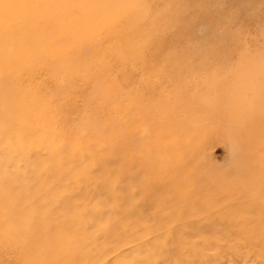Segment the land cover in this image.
Returning <instances> with one entry per match:
<instances>
[{
  "label": "rangeland",
  "instance_id": "1",
  "mask_svg": "<svg viewBox=\"0 0 264 264\" xmlns=\"http://www.w3.org/2000/svg\"><path fill=\"white\" fill-rule=\"evenodd\" d=\"M113 2L132 12L115 21L117 34L109 39L107 28L78 21L75 45L54 39L43 47L39 36L27 34L43 54L11 43L10 55L0 56L5 62L12 54L31 57L41 66L21 82L26 98L0 104L1 111L26 114L0 121V264H37L24 252L34 242L16 244L24 233L33 236L36 218L45 214L65 220L60 230L68 238L65 251L76 254L72 264H148L154 240L166 241L167 250L178 247L177 238L192 240L189 229L159 239L149 233L169 230V215L186 223L202 217L206 231L214 222V237L222 234L225 246L244 243L245 231L264 229V0ZM63 3L69 5L19 0L12 9L40 11L46 4L68 11ZM191 5L197 10L185 25L177 14ZM115 9L98 11L114 21ZM64 54L67 60L60 61ZM42 56L66 64L58 85ZM11 86L19 89L20 82ZM38 135L45 138L39 144ZM74 152L91 156L88 171L98 177L99 195L74 176L82 160L74 161ZM35 166L60 169V176L41 179L32 173ZM177 183L183 196L163 193V186L175 191ZM56 185L61 195L54 198ZM37 229L45 237L59 231L48 224ZM142 229L149 234L138 259L139 240L128 238ZM43 260L58 259L49 254Z\"/></svg>",
  "mask_w": 264,
  "mask_h": 264
},
{
  "label": "bare ground",
  "instance_id": "2",
  "mask_svg": "<svg viewBox=\"0 0 264 264\" xmlns=\"http://www.w3.org/2000/svg\"><path fill=\"white\" fill-rule=\"evenodd\" d=\"M17 1L19 0H0V56L3 53H7V52L10 55L11 50L9 47L11 43L18 45V49H24L30 47L33 53L43 54L42 49H38L36 46H33V44L30 41H27L28 39L27 34L31 36H39L42 39L43 47H48L49 42H51L54 39L60 42L66 41L68 45H75L78 41H81L78 35L80 31L79 25L77 24L78 21L91 24L94 26L101 25L102 28H107L108 33H106L105 37L109 39L117 34L116 28H113L115 21L119 18L120 20H118V22H120L123 18H125V16L129 17L132 12L131 11L128 13L129 9L126 10L123 9L122 7L124 4L118 5L116 2H113L114 0H91V1L68 0L69 5L65 3L60 4V6L63 8H69L68 11L60 7H57L56 9H53L52 7H46L45 6L46 4L45 5L40 4V6L37 7L38 9H41L40 11H30L27 9L13 10L12 5ZM40 1L41 0H39V2ZM84 1L87 3L84 7H82L83 6L82 3ZM75 6L82 8L79 10H75L74 9ZM102 7L116 8L115 9L117 11L115 14L116 19L112 21L110 20L108 14L101 12V10L99 12L98 9H101ZM181 10L182 11L177 14L178 20L182 19L181 21H183L185 25L193 21L191 20L188 22L187 17L190 14L196 12L197 8L195 5H191V8L182 7ZM50 14H55V16L52 17V15ZM170 20L173 23H178L176 21L177 19L171 18ZM169 29L170 26H167L166 30ZM55 51L56 50L53 46L50 47V53L54 52L53 55L57 56V52ZM66 55L65 54L59 55V60L60 61L67 60L68 55L67 56ZM30 59L32 58L31 57L25 58L21 55L12 54L11 60L9 62H5L3 59L0 61V87H2L1 90L4 89V91L0 92V104L4 102L6 98L9 99V97H15L16 102L18 101L20 102V100L26 98L25 97L26 95L23 93L22 90L21 82L25 80L24 77L28 74L30 68H34V69L41 68V66L35 64ZM44 59L46 62L43 63L42 65L44 67L49 68L50 72L54 76L53 79L54 83L58 85L60 76L62 75L59 68L65 67L66 64L64 63L57 64L55 62L49 61L47 58ZM12 61H14V63ZM173 65L179 68V64L177 63V61ZM14 68H21V69H16L13 71ZM79 68H82V66H79ZM33 73L34 71L32 72V74ZM19 82H20L19 89L11 86V84L14 83L16 84ZM13 92L15 94H13ZM15 114L26 115L25 112L22 111L20 108L14 109L9 107L6 109L5 107L3 111L0 110V121L12 118ZM29 129H30L29 126L24 127V133L28 134ZM35 140L39 144V142H42L43 140H45V138L38 135L35 137ZM76 144L77 142L74 141L73 145L75 146ZM50 151L52 153H56V148L54 146H50ZM85 153L86 150H84V154ZM81 154L82 155H80L79 158L77 157V154L75 152L73 154H70L74 161L75 160L79 161L82 159L80 161L81 166H79L77 170H74L75 173H77L74 174V176H77L82 184L91 188L92 192L99 195L101 192V188L98 185V177H95L96 175L94 174L89 175L90 172L88 171V163L91 161L92 158L90 155L84 156L83 153ZM100 156L101 155H99V157ZM59 171L60 169L57 170L56 172L54 171L50 172L49 169L48 171L44 172L41 170V168L35 166L32 173L41 179L52 182L55 179L54 177L60 176ZM59 187H60L59 185H56L51 189L52 191L51 194H53L54 198L61 195V193L56 189ZM178 187L179 188H177L174 191V189H172L169 186H163V193H170L177 197H179L180 194H182L183 196L184 191L180 189L183 188L182 186H180V183L178 184ZM197 194L198 197L201 196L200 192H198ZM67 199L69 198H66L64 200ZM160 204L164 205V203H160ZM46 205H48V203ZM254 207L256 210H258V212H261L259 206L254 205ZM212 216L213 215H211V217ZM222 217L223 215L220 216L221 219ZM206 218L209 219L210 215H208ZM261 218L263 219L264 216ZM201 221H203L202 217L197 222H194V220L190 219V221L186 223L183 222L181 218H178L175 215H169L167 221L165 222L168 223L169 225L173 222L174 223L171 224V228L166 232L165 230L164 231L160 230L161 232H153V231H149V229L146 227L143 228L148 230L149 233H152L155 239L164 238L167 233L171 234L175 230H183L184 232H186V229L192 230V232L189 233L192 240L193 238L198 239L197 241H192V240L188 241L185 244L183 239L177 238L176 245H178V247L173 250H167V247L164 244L166 241L163 242L160 241L161 244L157 245L154 244L155 243L154 240V242L149 243V245H151L152 247L151 249L152 253L145 257L144 262L148 264H247V263L264 264V229H260V230L254 229L253 231H247V232L245 231L244 232L245 234L242 236L244 243L235 246L234 245L225 246L220 244L219 242V240L223 239L222 234L218 238L214 237V234L218 233L214 227L215 225L214 222L211 223L209 231H206L203 230L205 228L203 224H201ZM177 222H181V223L178 224ZM63 223L65 224V220L63 219L62 216L60 217L58 215L45 214L43 218L37 217L35 223L33 224L34 226L32 227L33 236L30 233H24L22 237H19L18 244L16 245H25L27 242H29V240L34 242V246L25 249L24 252L25 255L31 257L32 255L35 256L36 260H38L37 264L40 263L38 259L39 257L42 260L40 264H48L44 262L43 258H46L49 254L52 257L53 256L57 257L58 260H54V262H52L54 264H72V262L75 261L74 258H76V254L70 252L69 248H68L69 252L65 251V249L68 247V238H67V234L63 233L60 230V227L62 226ZM46 224H48L50 227L56 228V230L59 231L49 232L47 237L42 236L41 230L37 228L44 227V225ZM158 225L160 226L159 229L161 227H165L164 224L162 223H159ZM143 229H142V233L138 232L137 234H134L133 236L128 238L129 240H131L132 238L134 239L135 237V239L139 240V244H138L139 248L136 250L139 253V257H136L138 259H140V254L143 252L144 249L142 237H144L145 234H149L146 233V230L144 233ZM201 230L203 231V233L209 232L208 233L209 236L201 237L202 238L201 239L198 236V231L200 233ZM184 234L185 233H183V235ZM168 238L169 236L166 239L167 241ZM183 244L188 246L181 248V245ZM247 247L249 248L248 250H246ZM127 253L129 254L128 250ZM174 255L177 257V260L175 262H172L171 260L174 258Z\"/></svg>",
  "mask_w": 264,
  "mask_h": 264
}]
</instances>
